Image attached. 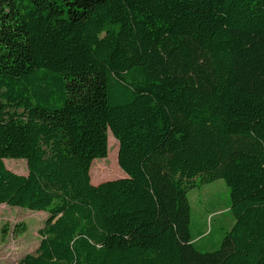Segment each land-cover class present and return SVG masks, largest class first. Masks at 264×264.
Instances as JSON below:
<instances>
[{"label":"trees","instance_id":"16d2710c","mask_svg":"<svg viewBox=\"0 0 264 264\" xmlns=\"http://www.w3.org/2000/svg\"><path fill=\"white\" fill-rule=\"evenodd\" d=\"M109 131L126 176L93 185ZM217 180L204 251L188 194ZM0 204L48 213L0 264H264V0H0Z\"/></svg>","mask_w":264,"mask_h":264},{"label":"rangeland","instance_id":"374dc122","mask_svg":"<svg viewBox=\"0 0 264 264\" xmlns=\"http://www.w3.org/2000/svg\"><path fill=\"white\" fill-rule=\"evenodd\" d=\"M117 143L109 131L108 155L95 159L90 170V176L92 172L96 177L102 168H106L107 177L98 183L91 181L93 185L126 176L120 166L116 165V151L119 148ZM4 163L16 173L27 174L25 159L9 158ZM188 196L192 207L191 229L197 247L204 251L216 249L234 223L229 208L228 187L222 180H217L191 190ZM47 217L48 213L45 211L0 204V262H17L26 254L35 253L41 240L39 230ZM17 228L24 230L17 231Z\"/></svg>","mask_w":264,"mask_h":264}]
</instances>
